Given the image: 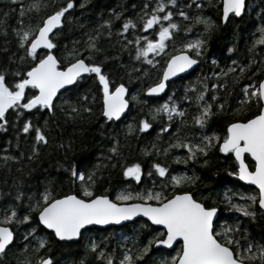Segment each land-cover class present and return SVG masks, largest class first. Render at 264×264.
<instances>
[{"label": "snow or ice", "instance_id": "6c2138e0", "mask_svg": "<svg viewBox=\"0 0 264 264\" xmlns=\"http://www.w3.org/2000/svg\"><path fill=\"white\" fill-rule=\"evenodd\" d=\"M89 2L80 0L78 7L85 9ZM6 3L9 10L3 13L0 27L7 26L9 13L18 15V27H13L11 32L20 54H12V63L23 64L24 67L14 70L0 67V132H6L12 126L29 136L32 143L27 159L32 161L40 155L41 148L46 149L49 145L45 133L49 120L44 119L43 126L36 125L31 119H24L26 113H44L59 124V110L65 123L96 118L101 129L115 131L129 110V89L105 71V66L119 60L120 56L109 54L101 41H111L113 21L121 20L122 13L113 11L109 19L86 29L82 39L72 41L71 49L64 45L61 50L65 28L76 23V0H6ZM208 7L216 10L221 25L241 19L250 10L247 0H215V3L213 0H186L183 7L178 6L177 0H150L142 5L136 18L121 21L115 33L118 37L116 43L120 52H127L130 61L135 63L121 64L120 67L125 69L130 80L133 72L144 76L149 74L150 69H158L159 72L144 91L145 96L161 97L166 94L169 81L194 71L199 65L213 29L219 27L205 14ZM184 9L195 11L190 14ZM257 15L260 24L255 26V38L248 48L252 55L244 66L233 59L229 66L212 73L211 78L215 82L209 84L210 77L204 76L198 77L191 86H185L180 99L195 105L194 114L189 116L186 110L180 108L173 92L164 103L150 109L148 118L127 123L124 132L125 137L148 133L153 121L166 120L160 132L168 133L177 118L183 128L201 130L199 136L193 133L191 138L188 135L182 138L178 130L168 147L162 150L163 156L169 157L173 149H183L186 157L176 156L173 162L186 164L195 161L198 156H207L211 149L217 148L225 156L234 158L235 171L228 175L254 186L255 192L241 195L243 204L234 203L225 195L227 207L238 217L253 221L258 210L264 214V77L244 84L236 97L234 114L251 112L250 116L229 122L223 138L205 134L203 130L212 116L226 111V97L223 103L215 105L216 111H213L212 102L220 99L217 93L226 88V82L220 81L234 76L235 82H239L240 77L247 73L251 74L248 76L251 80L264 66V11ZM177 16L179 21L174 19ZM79 27L86 26L80 24ZM227 51L233 52L234 48ZM211 63L219 67L215 59ZM144 65L148 67L144 68ZM85 84L90 86L81 91ZM209 92L212 93L210 100L206 98ZM66 94L74 95L75 100L68 95L58 103ZM90 98L91 104L88 103ZM131 99L135 103H148L139 101L137 95ZM109 139L112 143L107 148L108 155L103 157L108 163L96 164L88 170H81L77 164L64 169L73 187L78 183V192L59 194L57 182L46 180L42 190L37 188L34 193L26 194L20 186L22 182L13 180L15 193H0V264H12L10 256L15 264H57L51 256L41 255L48 246V239L39 235L40 229L46 230L62 245L71 247L96 226L122 225L137 217L146 218L150 222L147 227L159 226L162 230H155L151 238L143 242L134 239L131 248L125 246L118 261L95 240H90L86 251L95 253L96 259L103 264H146L145 257L154 246L175 249L174 255L160 260L158 264H256L257 261L264 264V241L251 238L238 218L231 223L221 222L218 208L201 202L190 191L173 192L169 196L168 191L182 187L192 178L169 175L168 167L160 162L153 163L147 172L149 178H160L159 190L153 180L151 188L135 192L124 189L117 192L114 198L108 195L107 188L98 186L104 169L118 168L129 185L132 182L141 184L144 177L140 163L121 162L119 139L116 136ZM58 147L63 148L64 145ZM152 147L155 148V144ZM152 154L144 150L145 156ZM155 154L160 155L161 150L158 149ZM23 158L22 152L19 156L5 155L0 157L4 162L0 166H7L9 161L20 163ZM17 171L22 172V169ZM21 225H28L23 241L17 238Z\"/></svg>", "mask_w": 264, "mask_h": 264}, {"label": "trees", "instance_id": "16d2710c", "mask_svg": "<svg viewBox=\"0 0 264 264\" xmlns=\"http://www.w3.org/2000/svg\"><path fill=\"white\" fill-rule=\"evenodd\" d=\"M30 2V0H26ZM80 0H76L77 7L75 9L76 23L71 27L65 28V37L61 43V50L63 46L67 45L69 49L72 47V41L82 39V34L86 29H92L98 26L103 20L109 19L113 11L122 13L121 20H114L112 24L113 36L109 42L107 39H102V46L111 55L119 54V60H113L105 66V71L111 73L112 78L116 82H123L129 89L128 99L130 102V109L128 115L119 123L118 128L104 130L99 126V121L96 118L86 119L76 123H65L63 117L59 115L57 110V118L60 123L57 124L56 120L47 116L44 113L32 115L26 113L24 119H31L33 124L43 126L44 119L49 120V126L45 129L46 135L49 138L48 147L41 148L40 155L32 161L27 159L30 154L31 138L25 136L22 132H18L17 128L12 126L8 127L6 132H0V157L5 155L19 156L22 152L24 158L20 163L12 161L8 162L7 166H0V193H7L11 191L15 193L12 188L13 180L22 182L21 187L25 193L35 192L37 188L42 190L43 183L46 180L56 181V188L59 194L79 191V185L73 187L68 178V173L64 171L71 164L79 165L81 170H88L96 164H105L108 161L103 157L108 155L107 148L111 145L112 141L109 137L116 136L120 141V150L122 153L121 162L140 163L144 172L141 184L125 181L120 170L107 168L102 171V180L98 186L107 188L108 195L115 197L116 193L127 189L129 191H141L145 188L153 187V180L156 182V188L159 190L160 178L154 176L149 178L147 172L151 169V165L155 162H160L169 169V175H187L192 180L184 184L182 187L168 191L171 196L173 192L190 191L197 199L205 204H213L221 209L222 214L225 215L229 223L235 221L237 218L241 221L242 227L248 230L251 238L256 241H264V214L259 210L255 220L244 217H238V214L228 210L225 195H227L234 203L243 204L244 201L240 199L241 195L254 194L255 189L243 185L235 176H230L228 173L235 171L234 158L223 155L217 148H213L208 152L207 156H198L195 161H188L185 163L176 164L173 162L176 156L181 158L186 157L187 153L183 149H173L169 153V157H164L162 150L168 147L169 142L174 139L175 134L179 130L182 138L184 135L192 137L194 133L199 136L201 130L196 128H183L179 124V119L171 124L168 133H161L160 129L162 124L167 123L166 120L153 121V127L148 133H137L134 136L125 137V125L133 123L141 118H148V113L151 108L162 104L167 100L168 95L175 92L176 99L181 109L186 110L191 114L196 112L194 104H189L181 100L183 97L185 86H191L198 77H210L207 81L209 84L215 82L212 79V73L219 72L221 68H226L235 59L240 66H244L251 58V53L248 48L251 45V40L255 38V26L260 24V17L257 15L264 11V0H248L249 11L244 17L235 20L228 25H221L219 16L216 10L212 7L205 9V14L210 16L213 21L219 25L218 28L213 29L210 36L207 49L202 58H200V66L189 79L176 83H171L168 87L167 95L162 99H151L144 95L146 88L151 85L156 77L159 75L158 69H150L149 74L144 76L142 73H132L130 80L125 69L120 67L121 64L130 65L135 63L130 61L127 52H120V46L116 43L118 37L115 33L119 30L121 21L124 18H136L137 14L141 11L142 5L150 0H90L85 9L78 7ZM186 0H177L179 7H183ZM215 3V0H213ZM9 10L6 0H0V19H3V13ZM191 12L195 9H184ZM176 11V9H173ZM18 15L16 13H9L7 18V26L0 27V67H8L16 69L17 67L23 68V64H14L13 53L20 54L19 49L16 47L15 37L12 35L11 29L18 27L16 21ZM179 21V17H174ZM84 24L85 28H80L79 25ZM200 26H197L199 28ZM5 32L7 35H5ZM195 36V31L192 33ZM115 45V47H113ZM229 48H234L233 52H228ZM7 49V51H4ZM259 52V49H257ZM159 59V58H158ZM166 59V57H165ZM215 59L219 67L214 66L211 61ZM140 67V65H136ZM147 68V65L143 66ZM159 67V66H158ZM236 75H239L237 73ZM250 73L240 77L239 82H235L234 76H229L226 81V88L217 93L220 99L213 103V111H216L215 105L223 103L225 97L227 98V105L225 112H218L212 116L208 121L206 128L203 130L205 134H216L223 138L227 124L234 120H244L252 113L234 114L237 107L236 97L240 93V89L244 84L258 81L264 76V66H261L260 73L251 80L248 79ZM89 84L82 85L81 91H84ZM211 92L208 93L207 99L210 100ZM65 97H62L59 102H62ZM137 95L139 101H148V103H135L132 102V96ZM192 95V93H189ZM73 100L75 96L72 95ZM211 102V101H210ZM91 104V98L88 101ZM255 111V109H253ZM115 127V126H114ZM63 144L64 147L60 148L59 145ZM155 144V148L152 145ZM7 149V151H4ZM147 149L153 153L150 156L144 155V150ZM161 150L160 155H156L157 150ZM207 161L205 164L204 162ZM3 160H0V165H3ZM22 169V172L17 171ZM7 181V183H5ZM256 264H259L257 261Z\"/></svg>", "mask_w": 264, "mask_h": 264}, {"label": "flooded vegetation", "instance_id": "af4514ba", "mask_svg": "<svg viewBox=\"0 0 264 264\" xmlns=\"http://www.w3.org/2000/svg\"><path fill=\"white\" fill-rule=\"evenodd\" d=\"M196 70L186 76L169 82V85L189 79ZM165 95H167V92ZM165 95L159 98H148L162 99ZM218 210L219 220L221 222L228 221L224 219L226 214L223 215L221 209L218 208ZM146 225H150V222H147L145 219H139L120 227L101 228L96 226L94 230L85 233L84 237L71 247L62 245L61 242L56 241L52 235L48 234L46 230L40 229L39 235L47 236L48 239V246L41 252V255L51 256L57 264H80L81 261H84V264H103V261L96 259L95 253L86 251V246L90 243V240H95L106 253L112 254L118 261L122 256V252L125 250V246L131 248L134 239L143 242L146 238H151L155 230H162L159 226L147 227ZM27 228L28 225H21L18 229L17 238L19 241H23V235ZM48 249H51V251H48ZM174 254L175 249H166L163 246L157 248L154 246L149 255L145 257V261L146 264H158L160 260ZM9 260L12 261V264H15L14 258L11 256Z\"/></svg>", "mask_w": 264, "mask_h": 264}, {"label": "water", "instance_id": "95a60500", "mask_svg": "<svg viewBox=\"0 0 264 264\" xmlns=\"http://www.w3.org/2000/svg\"><path fill=\"white\" fill-rule=\"evenodd\" d=\"M248 1V0H247ZM199 65H200V63H199ZM198 65V66H199ZM198 66H195V70L198 68ZM194 70V71H195ZM193 72V70H190L189 71V73H184V74H181V76L180 77H182V76H186V75H188V74H190V73H192ZM180 77H176V78H174L173 79V81L174 80H177L178 78H180ZM264 77V76H263ZM169 82H172V81H169ZM166 92H167V90H166ZM165 94H162V96H164ZM152 98V97H151ZM127 99H128V97H127ZM129 100V99H128ZM129 109H130V107H129ZM128 113H129V110H128V112H127V114H126V116L128 115ZM125 116V117H126ZM124 117V118H125ZM123 118V119H124ZM240 181V180H239ZM243 185H245V186H247V187H252V188H254V186H250V185H247V184H245L243 181H240ZM218 217H219V211H218ZM139 219H145L146 220V218H143V217H137V218H135L133 221H127V222H123L122 223V225H113V226H106V227H101V228H108V227H120V226H124V225H126V224H129V223H131V222H134V221H136V220H139ZM97 227H100V226H97Z\"/></svg>", "mask_w": 264, "mask_h": 264}]
</instances>
